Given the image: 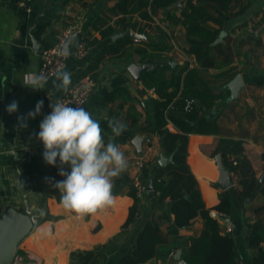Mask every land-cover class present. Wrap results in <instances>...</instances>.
Masks as SVG:
<instances>
[{"label": "crops", "instance_id": "crops-1", "mask_svg": "<svg viewBox=\"0 0 264 264\" xmlns=\"http://www.w3.org/2000/svg\"><path fill=\"white\" fill-rule=\"evenodd\" d=\"M18 1L0 0V216L9 207L25 209L27 201L39 221L20 243L13 264H83L86 253H93L96 259L89 264H118L124 254L133 250L140 231L151 219L158 221L167 242L161 246L159 255L142 264H179L178 251L184 261L192 239L204 230L205 219L198 215L189 226L179 230L180 238L173 240L168 234L172 222L165 218L166 212L174 218L170 213L171 199H163L154 186L149 190L153 181L151 175L143 178L148 191L139 201L136 219L126 225L135 200L129 194L130 182H119L118 178L124 175L132 178L138 170L133 166L137 157H142L146 166L153 167L160 165V155H165L161 145L163 137L150 130L153 111L148 101L159 96L154 88L143 83L145 72L137 79L129 66L133 63L161 66L174 62L172 68L183 74L200 67L195 55L187 52L181 16L185 0H179L170 9L176 16L175 22L160 13L155 16L153 27L147 28V34L139 33L149 39L133 37L134 43L124 46L120 43L117 45L120 50L116 52L114 44L120 37L113 36L124 32L103 37L102 30L121 18L116 12L119 0H32L30 11L19 6ZM209 13L216 20H207V25L217 31V36L209 48L210 65L200 68L201 76L215 85L217 93L225 91V97L218 102L219 132L188 135L187 163L205 206L217 219L221 232L235 239L240 263L254 264V257L264 249V241L260 245L253 244L251 228L258 220L264 222V29L253 33L249 26L264 19V0H238L231 4L228 12L215 7ZM133 20L145 24L137 15ZM73 22L79 25L76 43L85 40L91 49L84 58L73 52L63 69L72 74L71 86L80 71L87 70L97 79L98 87L84 108L100 121L105 143L111 140L119 145L128 162L127 169L113 179L115 205L84 217L63 208L61 194L54 184L65 177L53 174L51 165L43 158L44 145L37 135L50 105L66 94L56 91L54 76L48 79L43 90L22 84L25 72L39 73L41 50L53 45L57 35ZM157 27L169 37L163 39ZM152 38L160 46L167 43L169 48L159 52L160 60L142 62L134 49L144 47L143 42H150ZM167 74L169 76L171 70ZM237 75H241L244 83L237 98L231 99V91L225 89V85ZM13 101L18 102V110L9 114L7 106ZM38 101H43V108L34 119L30 118L28 113L35 111ZM21 117L27 127L21 126L18 119ZM112 118L127 125L119 136L113 135L108 127V120ZM166 128L176 132L172 123ZM138 136L144 138L141 151L133 141ZM221 137L243 141L245 155L258 179L257 189L250 198L241 196L238 180L229 188L218 183L220 171L216 157L220 154L216 149ZM63 167L68 171L66 165ZM221 193L231 201L230 214L216 209ZM227 222L232 225L231 233L226 232Z\"/></svg>", "mask_w": 264, "mask_h": 264}, {"label": "trees", "instance_id": "trees-1", "mask_svg": "<svg viewBox=\"0 0 264 264\" xmlns=\"http://www.w3.org/2000/svg\"><path fill=\"white\" fill-rule=\"evenodd\" d=\"M179 0H119L116 12L121 14L115 25L105 22L102 30L103 37H110L116 32H124L125 36L115 41V52L120 50L118 44L128 45L134 43L130 35L132 31L147 34V28H152L155 16L163 13L165 19L176 21V16L170 10ZM238 0H185L182 8V22L185 26V39L188 44L187 52L195 55L199 68H192L185 74L172 68L169 62L159 68L151 69L144 73L143 83L154 88L159 98H151L148 103L152 107L151 132L163 137L161 145L164 154H173L174 162L164 167L154 165L143 169V178L153 175L154 189L161 193L163 199H171L170 213L165 218L171 223L168 234L173 240H178L179 230L189 226L192 220L201 215L205 219V228L201 234L192 239L191 246L184 261L187 264H241L235 239L230 234H223L218 221L210 214L203 201L200 188L195 176L187 163L188 135L190 133L217 134L219 132L218 119L220 109L218 102L224 99L225 91L217 93L215 85L201 76L200 68L210 65L209 51L214 43L217 31L207 25V20L215 19L209 11L219 8L228 12L231 4ZM240 1V0H239ZM137 15L138 20H133ZM216 20V19H215ZM163 39L169 37L168 33L157 27ZM191 36L198 39H192ZM144 47L134 49L141 56V61L150 59L160 60L159 52L167 50L168 44L161 45L154 38L150 42H143ZM96 67V64L93 68ZM92 69V68H91ZM171 70L168 76L167 71ZM89 72L87 70L76 73L74 83L78 82ZM94 76V75H93ZM172 123L176 132L166 128ZM125 141V137L122 138ZM221 155L222 163L229 173L238 175V183L241 187V196L250 198L257 189L258 179L255 171L245 155L243 141L234 138L221 137L216 149ZM235 157L236 164L231 157ZM59 161V160H57ZM68 171L70 166L66 165ZM119 182H130L129 194L135 202L131 206L126 225L136 219L139 210L140 197L132 185V178L124 175L118 178ZM116 192L113 189V193ZM264 193V189H263ZM221 201L216 206L217 211L230 214L231 201L229 197L221 193ZM252 241L254 245H260L264 241V222L258 220L251 225ZM167 242L166 236L161 231L158 221L151 219L146 222L140 231L133 250L124 254L118 264H142L159 255L162 245ZM177 245V244H176ZM172 247V246H171ZM169 247L168 251H171ZM93 253H86L82 259L83 264L95 263ZM254 264H264V249L261 248L254 257Z\"/></svg>", "mask_w": 264, "mask_h": 264}, {"label": "clouds", "instance_id": "clouds-1", "mask_svg": "<svg viewBox=\"0 0 264 264\" xmlns=\"http://www.w3.org/2000/svg\"><path fill=\"white\" fill-rule=\"evenodd\" d=\"M75 35H66L61 40L59 54L70 57L75 44ZM72 74L66 69L54 73L53 86L57 92L67 94L72 84ZM48 78L43 73L27 71L22 84L34 90H43ZM52 111L44 116L40 123L38 139L43 142V158L52 166L61 165L59 175L65 177L57 181L54 187L60 192V200L66 211L78 217L96 214L98 211L112 207L116 203L113 194V179L124 172L128 162L119 145L109 140L105 143L100 121L83 107L69 106L57 99L50 105ZM43 108V101H38L35 111L28 116L35 118ZM18 110V102L7 106L12 114ZM22 127H27L23 118H18ZM108 127L113 135H121L127 125L121 120H108ZM70 166L65 171L63 166ZM51 234V229H48Z\"/></svg>", "mask_w": 264, "mask_h": 264}, {"label": "built area", "instance_id": "built-area-1", "mask_svg": "<svg viewBox=\"0 0 264 264\" xmlns=\"http://www.w3.org/2000/svg\"><path fill=\"white\" fill-rule=\"evenodd\" d=\"M31 2L32 0H19L18 4L22 8L27 11L31 10ZM264 29V19L259 24H252L249 26L250 32L259 33ZM79 30V25L77 22H73L68 24L58 35L55 43L48 47H45L41 50L40 54V67L39 73H43L48 79L54 76V73L61 68H64L67 62V58L62 57L59 54V46L61 40L65 38L66 35H75V41L77 38V33ZM74 52L75 55L79 58H84L90 51L91 46L85 40H80L79 42H75ZM98 87L97 79L91 74L85 75L82 79L76 82L73 86H71L70 91L63 96L60 100L67 103L69 106L73 107H85L87 101L90 96L96 91ZM52 111L51 107H49L47 114ZM231 159L236 164L235 157L232 156ZM133 166L138 169L137 172L132 176V185L136 190V194L138 197L142 198L145 193L148 191V184L143 179V169L146 167V162L142 157H137L134 159ZM52 172L56 176L59 175L61 165L58 163L56 166H52ZM64 168V167H63ZM67 171L66 168H64ZM233 182L238 180V175L235 172L229 173ZM62 177V176H61ZM226 232H232V225L230 222H227Z\"/></svg>", "mask_w": 264, "mask_h": 264}, {"label": "water", "instance_id": "water-1", "mask_svg": "<svg viewBox=\"0 0 264 264\" xmlns=\"http://www.w3.org/2000/svg\"><path fill=\"white\" fill-rule=\"evenodd\" d=\"M179 6H182L179 3ZM124 33H119L113 36L122 37L125 36ZM136 39H149L145 34L133 33L130 34ZM175 63L172 62L171 65ZM160 64L153 63H143L137 64L133 63L129 66V70L137 79L141 78V75L144 72H147L151 69L158 68ZM243 79L241 75L235 76L229 83L225 85V89L231 91V99H235L238 96L239 90L243 85ZM134 143L137 145L138 150L141 151V146L144 141L143 137H135ZM216 161L218 163L220 178L218 183L224 188H229L233 186V180L229 175L228 170L225 169L220 155H217ZM173 154L165 156L160 155L158 163L164 167L170 163H173ZM149 190H153V181L149 184ZM39 218L33 213L30 209V205L25 201V209H16L14 207H9L1 216H0V264H13L14 259L19 250L20 243L22 240L31 233L37 226ZM176 258L179 261V264H187L181 259V251L176 253Z\"/></svg>", "mask_w": 264, "mask_h": 264}]
</instances>
